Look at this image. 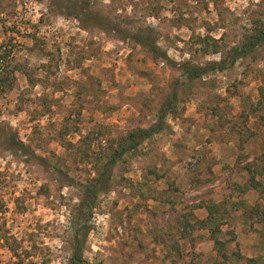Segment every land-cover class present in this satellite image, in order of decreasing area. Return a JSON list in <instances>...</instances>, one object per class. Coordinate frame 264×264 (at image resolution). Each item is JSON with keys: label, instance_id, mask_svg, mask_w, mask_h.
I'll list each match as a JSON object with an SVG mask.
<instances>
[{"label": "rangeland", "instance_id": "rangeland-1", "mask_svg": "<svg viewBox=\"0 0 264 264\" xmlns=\"http://www.w3.org/2000/svg\"><path fill=\"white\" fill-rule=\"evenodd\" d=\"M73 1L101 28L70 16ZM262 24L264 0H0V264H69L78 185L161 110L163 128L110 167L82 259L264 264V226L248 214L264 209V48L228 58ZM134 35L152 39L166 60ZM204 37L217 54L199 50ZM212 63L225 69L182 75V65ZM249 165L261 172L260 191L239 198L233 186L248 185ZM207 203L225 211L215 234L224 261L196 224Z\"/></svg>", "mask_w": 264, "mask_h": 264}, {"label": "trees", "instance_id": "trees-1", "mask_svg": "<svg viewBox=\"0 0 264 264\" xmlns=\"http://www.w3.org/2000/svg\"><path fill=\"white\" fill-rule=\"evenodd\" d=\"M79 3V2H78ZM76 1L69 2L67 4V7L64 8L66 12L73 16L74 18L81 17L83 21L88 22L89 24L93 26L100 27L99 23L97 22V17L94 15H91L89 12L86 11L85 7H81V5H78ZM84 10V11H83ZM101 28V27H100ZM132 40L146 48L148 53H150L154 58H161L165 59L166 57L164 53H161L159 49L156 47L152 39H150L147 36L143 35H134L131 37ZM208 38L204 37L199 39V43L203 45V47H200V51L207 52L205 49L211 48V53L217 54L219 52L218 46L215 44L214 41H211L212 43L209 44L207 42ZM264 24L262 26L257 27V29H254L253 32L248 34L244 37L243 40L240 41V43L234 47L228 50V58L230 59L231 63H233L237 59H243L250 57V54L255 52V49L257 48H264ZM221 63H212L208 66V68H201L196 66H188V65H182V75L185 77V79L188 81L199 78L200 76L204 75L206 72L216 71L221 72L225 69L224 66L220 65ZM259 91V97L261 100L264 98V92L262 89H258ZM260 99L251 104L249 106V109L247 108L246 115L247 114H254L257 111V108L262 106V101ZM164 110H161L157 115V123L155 125H152L146 129H134L128 131L125 136H123L118 143V147H116L114 150H112L107 158V161L101 165L102 171L98 173V175L92 179L88 184L86 185H78L81 191V198L79 199V209L77 211L76 217L77 220L73 225V235H72V241L70 246V258H69V264H89L85 262L82 259V246L85 242V235L87 232V218L91 213V210L94 205V200L96 198V195L99 192L104 191L106 188L107 182L110 178V167L119 160L123 154L126 152H132L136 149L138 145H140L143 141L149 139L154 134L158 133L163 127V117H164ZM257 117H262L259 114H257ZM244 132V131H243ZM245 135H241L239 137V144L238 148L239 150H242V146L246 142V137L250 136V132L245 130ZM33 156V155H32ZM240 156V155H239ZM33 158H36L33 156ZM36 162H38L39 165L44 166L42 163L43 161L41 159L36 158ZM257 165H249L244 168V170L249 174V180L248 185L246 187H239L237 185L233 186V193L235 195H239V198L242 197L246 191V189L251 188L256 191L259 190V184L254 181V175H259L261 172L256 169ZM262 169V168H261ZM238 203L241 202L240 199L237 201ZM242 207L245 205L243 203H240ZM200 208V207H199ZM205 212L206 216L199 221H196V224L199 228L206 231L207 234L210 236L211 241L213 242V246L216 248L215 252L219 253V258L224 261L227 259V256L222 251L223 250V243L218 241L215 238V234L218 230V219L220 215H224L225 211H222L219 215V209L215 204H204L202 207ZM248 214L256 221L255 224H260L261 226H264V209L258 206H251L249 209ZM238 256V255H236ZM246 262H251V259H247Z\"/></svg>", "mask_w": 264, "mask_h": 264}]
</instances>
